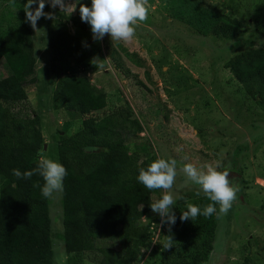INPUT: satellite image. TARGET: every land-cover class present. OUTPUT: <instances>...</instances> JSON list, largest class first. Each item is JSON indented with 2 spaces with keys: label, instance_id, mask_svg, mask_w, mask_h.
<instances>
[{
  "label": "rangeland",
  "instance_id": "obj_1",
  "mask_svg": "<svg viewBox=\"0 0 264 264\" xmlns=\"http://www.w3.org/2000/svg\"><path fill=\"white\" fill-rule=\"evenodd\" d=\"M185 2L187 7L207 10L214 18L239 20L245 28L243 36L228 40L198 31L177 17L171 0H148L147 19L134 25L131 41H112L108 35L96 41L90 25L82 22L79 14L80 4L90 6L91 0H65L70 6L63 13L90 30L86 38L99 47L91 66L77 70L87 79L88 93L105 95L107 105L97 117L129 109V118L140 122L142 132H131L127 137L128 146L140 159L176 160L174 212L179 203L187 204L204 194L198 185L185 184L180 172L185 164L191 163L198 170H206L210 164L229 172L230 186L238 188L236 199L227 214H219L217 206L213 249L204 264H264V110L225 67L243 51L264 48V0ZM26 3L0 0V29L27 23ZM48 10L60 11L46 0L44 11ZM46 26L47 19L41 18L36 31L31 27L36 82L26 87V107L41 120L46 147L40 153L57 161L56 143L79 129L81 118L64 109L60 93L64 75L56 81L50 78ZM83 31L71 27L72 33L82 37ZM4 70L0 63V76ZM163 194L160 189L155 200ZM157 216L149 215L140 224H149ZM49 217L53 264H67L61 192L49 198ZM150 226L157 238L155 245L136 264H162L161 252L169 236L173 237L167 225L161 226L160 217ZM100 259L97 253L74 256L76 264H99Z\"/></svg>",
  "mask_w": 264,
  "mask_h": 264
},
{
  "label": "trees",
  "instance_id": "obj_2",
  "mask_svg": "<svg viewBox=\"0 0 264 264\" xmlns=\"http://www.w3.org/2000/svg\"><path fill=\"white\" fill-rule=\"evenodd\" d=\"M171 2L177 17L198 31L228 40L245 32L235 18H214L203 8L187 7L185 0ZM48 12L55 16L47 19L46 26L50 78L56 81L64 75L60 89L64 109L81 118L79 129L56 143L57 161L67 170L61 192L67 264H76L74 256L84 253L99 254V264H136L153 249L150 224L159 221L157 216L149 224H140L155 214L149 205L160 190H149L136 179L139 169L151 163L140 159L127 143L129 133L142 132L141 124L129 118V109L96 116L107 105L105 95L88 93L87 79L77 69L91 66L99 47L86 38L90 30L75 17ZM71 27L84 30L85 36L72 33ZM124 53L133 61L130 53ZM0 63L5 69L0 76V264H53L49 198L37 186L43 185V178L34 174L31 179H18L12 174V169H34L44 144L40 117L26 107V87L36 82L29 23L0 29ZM225 67L264 110V48L243 51ZM210 203L203 194L175 207L172 246L161 252L162 264L208 260L218 224L216 213L193 221H181L180 215L189 204L203 210Z\"/></svg>",
  "mask_w": 264,
  "mask_h": 264
},
{
  "label": "clouds",
  "instance_id": "obj_3",
  "mask_svg": "<svg viewBox=\"0 0 264 264\" xmlns=\"http://www.w3.org/2000/svg\"><path fill=\"white\" fill-rule=\"evenodd\" d=\"M53 9L57 7L61 12H66L70 5L65 0H48ZM148 0H91V5L80 4L79 14L82 22L90 25L93 39L102 40L105 35L112 41H131L135 35L134 25L142 22L148 16ZM36 5L35 7H33ZM73 5V4H72ZM46 0H27L24 6L25 21L34 31L41 18L55 19L53 13L44 11ZM76 7V6H75ZM75 7L72 12L75 11ZM36 167L30 171L21 172L12 169V174L18 179H31L34 174L43 178V185L39 186L42 196L52 198L54 194L62 192L63 180L67 175L66 168L59 162L46 158L40 153ZM176 160L156 159L147 168H140L136 177L138 183L149 190L162 189L161 198L150 203L151 211L160 217L161 226L167 225L171 233L172 226L176 223V214L173 206L176 200L173 195V186L178 175ZM206 170H198L196 166L187 163L180 169L185 177V184L191 182L198 185L207 198L212 201L203 210L199 206L189 204L187 210L181 212L180 220H195L198 216L211 217L217 212L227 214L236 199L238 188L230 186L229 172L218 171L212 165H206ZM172 235L169 236L165 248H171Z\"/></svg>",
  "mask_w": 264,
  "mask_h": 264
},
{
  "label": "built area",
  "instance_id": "obj_4",
  "mask_svg": "<svg viewBox=\"0 0 264 264\" xmlns=\"http://www.w3.org/2000/svg\"><path fill=\"white\" fill-rule=\"evenodd\" d=\"M153 228L151 227V230H152ZM155 235V234H154ZM155 239H157L156 237L154 238L153 237V243H155L156 241H155Z\"/></svg>",
  "mask_w": 264,
  "mask_h": 264
},
{
  "label": "water",
  "instance_id": "obj_5",
  "mask_svg": "<svg viewBox=\"0 0 264 264\" xmlns=\"http://www.w3.org/2000/svg\"><path fill=\"white\" fill-rule=\"evenodd\" d=\"M43 147H44V148L46 147V144H45V143L43 144Z\"/></svg>",
  "mask_w": 264,
  "mask_h": 264
}]
</instances>
